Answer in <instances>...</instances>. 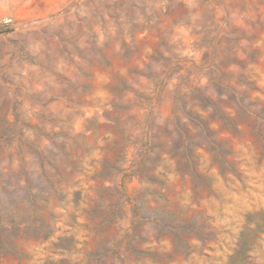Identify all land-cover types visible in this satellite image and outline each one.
<instances>
[{
    "label": "rangeland",
    "instance_id": "374dc122",
    "mask_svg": "<svg viewBox=\"0 0 264 264\" xmlns=\"http://www.w3.org/2000/svg\"><path fill=\"white\" fill-rule=\"evenodd\" d=\"M2 173L0 264H264V0H0Z\"/></svg>",
    "mask_w": 264,
    "mask_h": 264
},
{
    "label": "trees",
    "instance_id": "16d2710c",
    "mask_svg": "<svg viewBox=\"0 0 264 264\" xmlns=\"http://www.w3.org/2000/svg\"><path fill=\"white\" fill-rule=\"evenodd\" d=\"M185 79L183 78L181 80V82H184ZM216 85H218V87L221 88V92L218 93V100H229V101H233L234 105L236 106V108L239 110V112L244 111L245 113H250L249 111V107H247V103H246V97L245 95L241 94L240 92H238V90L235 88L234 85L230 84L229 82H221V81H214ZM191 90H183V88H181L180 83L176 84V91H175V99L174 101L177 104V108H176V119L181 123V121H183L184 119H191L193 116L190 114L189 108L193 105V103L195 102L194 100L197 101L199 96H204L205 94L203 93V91H200V89H196V87H194L193 84H190ZM195 90V91H193ZM163 92V90H162ZM195 92L197 93L195 97L197 98H193V96L195 95ZM193 93V94H191ZM184 102V106L183 103ZM181 110H184L181 112ZM155 113V108L152 107L150 109V112L148 114H152ZM184 113H186V116L183 115ZM148 115V117L150 116ZM186 117V118H185ZM134 119V118H133ZM150 118H148L147 121H141L139 123V126H137V128H125L127 135L129 136V138L131 137L132 140L135 141L136 145L138 144V142L144 143L145 147L144 148H139L138 149V153L135 156L134 161L131 163L130 168H132V170L134 168H136V166H138V168L142 167V165H144L145 163H147V159L149 158V154H148V145L150 143L153 142L154 137L152 136V132H151V127L153 126L152 124V120H149ZM152 119V118H151ZM139 122V120H137ZM184 123H181V125H183ZM135 129H142V133L141 134H137L134 135L132 132ZM6 174L2 173L0 175V177L5 178ZM27 178V174L26 172L20 174L19 176V183L22 182L24 179L26 180ZM122 185L125 184V180H121ZM6 187L2 186L1 189L5 190ZM2 214V213H1ZM3 217V216H2ZM3 220V219H1Z\"/></svg>",
    "mask_w": 264,
    "mask_h": 264
}]
</instances>
